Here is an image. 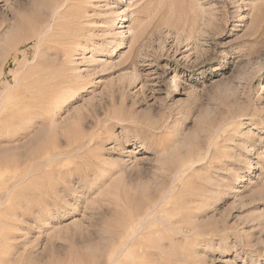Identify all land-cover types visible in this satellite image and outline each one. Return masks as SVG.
Returning a JSON list of instances; mask_svg holds the SVG:
<instances>
[{
    "label": "rangeland",
    "instance_id": "rangeland-1",
    "mask_svg": "<svg viewBox=\"0 0 264 264\" xmlns=\"http://www.w3.org/2000/svg\"><path fill=\"white\" fill-rule=\"evenodd\" d=\"M50 1L0 0V264H264V0H55L46 49Z\"/></svg>",
    "mask_w": 264,
    "mask_h": 264
},
{
    "label": "bare ground",
    "instance_id": "bare-ground-1",
    "mask_svg": "<svg viewBox=\"0 0 264 264\" xmlns=\"http://www.w3.org/2000/svg\"><path fill=\"white\" fill-rule=\"evenodd\" d=\"M64 3H65V1H64ZM58 7H59V4H57L55 2V0H51L50 3L43 6L42 13L41 12L39 13L40 15L39 14L33 15L29 19L22 21V25L26 26L27 28H31L32 30H34L36 32V34L31 35L29 39L35 38L36 40L40 41L42 43V45L46 46V49H47V44H50V43L58 44L59 42L62 41L64 35L69 30L68 23L70 22V20L73 19L74 14L77 13V9H73L72 11H70L71 10L70 9L64 13H61V12L57 13L56 10L58 9ZM53 17H54V22L52 24V27L48 28V26H47L48 21H49V19H53ZM60 18L68 20V23H66V22L61 23L59 21ZM47 28H48V30H47ZM171 220L172 219L170 218L166 221V223H169L168 224L169 227H170V225L173 226V225H176L179 223V221H171ZM165 226H166V224H165ZM150 233H153V232H150ZM137 235H139V234H137ZM137 235L133 236L132 239L137 237ZM128 242H129V240H127L125 242V245H124L125 248L129 247ZM134 244H137V243L133 242V244H131V246H136V247L139 246V244L138 245H134ZM137 251H139V252H138V254L135 253V259L132 263L133 264H150V262L146 259V256H147L146 251L144 249L140 250V248L138 250H136V252ZM137 255H139V257Z\"/></svg>",
    "mask_w": 264,
    "mask_h": 264
}]
</instances>
